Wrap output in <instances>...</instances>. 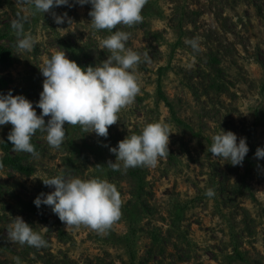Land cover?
Segmentation results:
<instances>
[{"label": "rangeland", "instance_id": "374dc122", "mask_svg": "<svg viewBox=\"0 0 264 264\" xmlns=\"http://www.w3.org/2000/svg\"><path fill=\"white\" fill-rule=\"evenodd\" d=\"M70 4L53 9L67 14L58 25L51 12L32 14L26 2L0 0V45L13 61L0 66L7 82L1 92L22 94L35 107L44 80L39 68L52 54L64 51L82 68L99 66L111 55L102 40L116 30L130 33L126 48L141 56L135 69L140 92L118 113L107 138L66 123L59 148L37 131L31 141L38 155L10 150L33 172L0 169V264H16L15 257L21 264H264V158L255 156L264 148V0H146L142 22L111 31L90 26V4ZM20 16L27 17L25 32L35 40L31 51L17 48L11 24ZM156 122L170 125L169 154L156 167L125 170L119 162L120 170H113L110 148ZM11 126H0V157ZM222 129L247 138L242 166L210 153L212 137ZM58 174L114 184L120 218L98 232L66 228L46 205L27 210L23 203L54 190L42 180ZM209 188L212 197L205 194ZM17 216L46 246L10 239L8 226Z\"/></svg>", "mask_w": 264, "mask_h": 264}, {"label": "clouds", "instance_id": "9594fccd", "mask_svg": "<svg viewBox=\"0 0 264 264\" xmlns=\"http://www.w3.org/2000/svg\"><path fill=\"white\" fill-rule=\"evenodd\" d=\"M32 6L34 12H51L56 24L65 22L63 16L53 9L70 4V0H18ZM81 6L91 5L90 26L95 30H113L117 25L133 26L143 21L142 9L146 0H74ZM26 16L13 19L11 27L18 37L17 48L31 51L35 40L25 32ZM69 24L72 23L68 19ZM130 33L116 30L102 40V47L111 55L99 66L89 65L82 68L76 61L70 60L64 51L50 56L42 68L44 77L39 100H28L24 95L0 92V126L10 123L12 129L7 139L17 152L38 155L31 142L33 135L40 131L46 134L48 144L59 148L65 141V125H79L86 133H95L107 138L109 126L118 122L121 109L132 104L140 92V82L135 71L141 63L136 51L126 48ZM195 49V39L189 41ZM144 60L149 61L147 53ZM41 109L37 114L36 109ZM45 117H48L47 121ZM173 134L167 123L146 124L139 134L127 135L110 151L115 154V162H109L113 170L131 167H156L159 158L169 154V137ZM209 149L212 156L230 161L232 166H242L249 152L246 137H240L232 131L215 134ZM255 156L264 158V148L258 147ZM43 184L54 188L53 191L38 195L33 203L37 208L49 206L54 214L65 223L66 228L89 226L98 232L106 231L121 216L122 199L117 187L105 179L81 178L65 179L63 174L42 180ZM212 197L215 191L209 188L206 193ZM9 237L21 245L44 247L47 241L35 231L29 223L17 216L8 226ZM21 264L19 257L14 258Z\"/></svg>", "mask_w": 264, "mask_h": 264}, {"label": "trees", "instance_id": "16d2710c", "mask_svg": "<svg viewBox=\"0 0 264 264\" xmlns=\"http://www.w3.org/2000/svg\"><path fill=\"white\" fill-rule=\"evenodd\" d=\"M4 36H0V40L3 39ZM75 60H78V58ZM12 57H11V53L9 51L8 48H4L0 45V66L5 64L7 66L12 65ZM161 72V70L159 71V73ZM160 77V75H159ZM158 83L159 79H158ZM7 86V82L5 79L0 77V92ZM157 92L159 94V96H161L163 99V94L162 91L160 89V84H158L157 86ZM12 129V126L7 134V136L5 137V139L3 140V142L1 143V150L4 152L3 156L0 157V169H3L5 167H8L14 171H17L19 173L25 174V175H30L33 172V169L29 166H26L22 163V159L19 156H12L9 154L10 150L13 149L12 147V143L7 139L10 131ZM32 142V141H31ZM33 143V142H32ZM35 145V149H38V146L33 143ZM132 178H135L136 181H141L142 179L139 177L138 173H134V171L131 173ZM22 203V201H20ZM24 207L32 212L36 211V206L34 203L32 202H26L23 203Z\"/></svg>", "mask_w": 264, "mask_h": 264}]
</instances>
